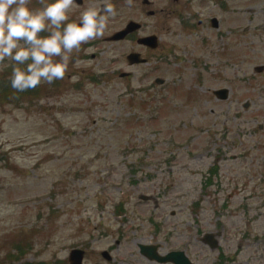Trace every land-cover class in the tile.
Returning <instances> with one entry per match:
<instances>
[{"label": "rangeland", "instance_id": "374dc122", "mask_svg": "<svg viewBox=\"0 0 264 264\" xmlns=\"http://www.w3.org/2000/svg\"><path fill=\"white\" fill-rule=\"evenodd\" d=\"M192 2L200 26L172 17L144 65L127 64L132 43L98 38L63 80L15 98L0 62V264H68L73 248L83 264H153L139 243L187 240L208 264L218 251L200 239L218 221L221 248L244 244L236 263L264 264V0Z\"/></svg>", "mask_w": 264, "mask_h": 264}, {"label": "clouds", "instance_id": "9594fccd", "mask_svg": "<svg viewBox=\"0 0 264 264\" xmlns=\"http://www.w3.org/2000/svg\"><path fill=\"white\" fill-rule=\"evenodd\" d=\"M75 0H0V62L11 61L10 86L16 92L63 80L72 54L102 38L118 14L111 0L90 3L73 19ZM131 5L132 0H127Z\"/></svg>", "mask_w": 264, "mask_h": 264}, {"label": "flooded vegetation", "instance_id": "af4514ba", "mask_svg": "<svg viewBox=\"0 0 264 264\" xmlns=\"http://www.w3.org/2000/svg\"><path fill=\"white\" fill-rule=\"evenodd\" d=\"M36 2L37 7L40 8L41 0H36ZM90 3H94L99 6L103 3V0H75L73 12L71 13L72 18L75 19L79 15V12L82 11L84 7ZM111 3L117 9L118 14L115 18H112L108 21V25L105 30V35L101 38V41H105L109 37V35L111 36L117 32L125 30L130 23H136L138 24V28L132 31L131 33L127 34L124 39L118 42L133 43V51L139 52L141 54L154 53L158 48L156 50H151L150 48L144 45H140L137 43L138 38L146 36H155L158 38V44L160 45L159 34L161 31L166 29L171 32V35L173 34L170 22L172 17L175 20H178V24H180L183 29H186L188 27V19L192 17V14H190L189 17L182 16V9L188 8L189 1L187 0H132L131 5L127 3V0H111ZM183 3L184 5H182ZM158 17H160V21H157ZM217 227H219V229H216ZM213 228V230H208V232H202V238L200 239L201 243L206 246L208 250L218 251L216 260L208 264L263 263V256L260 254V252H258V256L250 257V260L246 261L245 263H236V257L238 256V253L241 252V250L243 249L244 244L240 243L236 249L234 248V250L230 249L229 244H226L224 248H221L219 244V239L223 238L226 232L224 224L221 221H218V224L214 225ZM208 233L211 234V236H207ZM215 241L216 247L215 249H213L211 248V246ZM116 243L118 245L120 241H117ZM150 245L155 246V252L159 253L160 255H166L171 252H182L188 257V255L186 254V250H188L189 246L193 244L191 243V241L187 240L183 249H169L165 252L160 251L158 243H151ZM249 245L251 246V244ZM236 251L238 253H235ZM144 252L146 253L147 250H145ZM138 255L140 258H144L148 263L159 264L153 261H149L146 256L142 255L139 251V245ZM190 259L195 264H203V262L198 259Z\"/></svg>", "mask_w": 264, "mask_h": 264}, {"label": "water", "instance_id": "95a60500", "mask_svg": "<svg viewBox=\"0 0 264 264\" xmlns=\"http://www.w3.org/2000/svg\"><path fill=\"white\" fill-rule=\"evenodd\" d=\"M215 26V24H214ZM156 82H161V80H156ZM214 94L220 98V99H226L227 96H228V90L227 89H220V90H217L214 92ZM152 249V248H151ZM142 252H144V248H141ZM179 254V253H178ZM103 256H105L106 258H109L107 256V253H103L102 254ZM147 256L150 258V259H156L160 262H166V261H174L175 264H180L181 263V260L180 258L178 257V255H174L173 254H169L165 257H158L156 254H147ZM82 258H83V251L82 250H79V249H74L70 252V255H69V261H70V264H81L82 262ZM183 264H188L187 263V260L184 258V263Z\"/></svg>", "mask_w": 264, "mask_h": 264}]
</instances>
